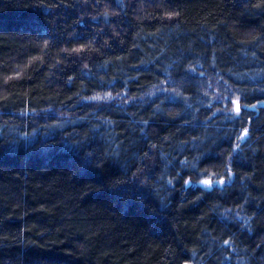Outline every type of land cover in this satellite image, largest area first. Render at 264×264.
I'll use <instances>...</instances> for the list:
<instances>
[{"label": "trees", "instance_id": "1", "mask_svg": "<svg viewBox=\"0 0 264 264\" xmlns=\"http://www.w3.org/2000/svg\"><path fill=\"white\" fill-rule=\"evenodd\" d=\"M0 264H264V0H0Z\"/></svg>", "mask_w": 264, "mask_h": 264}, {"label": "rangeland", "instance_id": "2", "mask_svg": "<svg viewBox=\"0 0 264 264\" xmlns=\"http://www.w3.org/2000/svg\"><path fill=\"white\" fill-rule=\"evenodd\" d=\"M166 89V85H160L158 87H156L154 90H152V92L149 95H153L157 92L160 91H164ZM219 94H221V92H218ZM220 96V103L224 105V109H230L232 111H236V103L239 104V99L238 97L234 94V95H219ZM96 97H99L98 99ZM87 100V99H86ZM131 99L128 97L127 94L123 93V94H113L110 92H104V93H98L92 97H89L87 102L90 103H103V102H119V103H126L129 102ZM236 102V103H234ZM237 112V111H236ZM205 180H209L211 181L210 184L205 185L203 184V181ZM203 181L200 182V184L205 185V186H210V185H223L226 181L225 178H208L205 179Z\"/></svg>", "mask_w": 264, "mask_h": 264}, {"label": "snow or ice", "instance_id": "3", "mask_svg": "<svg viewBox=\"0 0 264 264\" xmlns=\"http://www.w3.org/2000/svg\"><path fill=\"white\" fill-rule=\"evenodd\" d=\"M97 99L99 98V97H96ZM234 103H236V102H234ZM240 110V108H239V104L238 103H236V111H239ZM211 183V181H209V180H205V181H203V184H205V185H208V184H210Z\"/></svg>", "mask_w": 264, "mask_h": 264}]
</instances>
